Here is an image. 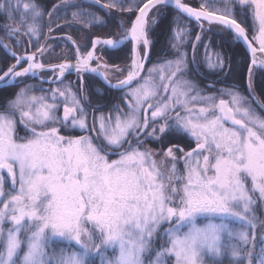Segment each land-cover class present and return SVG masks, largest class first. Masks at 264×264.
<instances>
[{
	"label": "snow or ice",
	"instance_id": "6c2138e0",
	"mask_svg": "<svg viewBox=\"0 0 264 264\" xmlns=\"http://www.w3.org/2000/svg\"><path fill=\"white\" fill-rule=\"evenodd\" d=\"M0 21V264H264V0H0ZM225 39L246 95L216 87Z\"/></svg>",
	"mask_w": 264,
	"mask_h": 264
},
{
	"label": "rangeland",
	"instance_id": "374dc122",
	"mask_svg": "<svg viewBox=\"0 0 264 264\" xmlns=\"http://www.w3.org/2000/svg\"><path fill=\"white\" fill-rule=\"evenodd\" d=\"M171 19V16H169L167 19L162 21V27H158L155 29L154 33H153V40L155 42V49H154V54L152 56V60L155 61L157 59V56L155 55V53L161 52L162 49L165 48L167 41H168V36H169V31L167 28L168 22ZM0 23H2V21H0ZM95 31L96 35H106L107 33H119V29L115 26V23H111L109 24L107 27L103 28L102 31ZM65 32H71L72 35L74 36V38L76 37V33L70 29H65ZM3 33L0 32V36H2ZM63 35V33L57 32L54 34V36L56 37L54 40H50L49 43L52 45V47L55 49V51L53 52V55L51 57H48V60H52L54 62H60V60L58 59V57L64 56V54H67V57L70 59L71 58V52L69 51V48L66 46V43L63 39H60L59 37H61ZM82 37H81V42H82ZM215 41L217 43V45H221V38L219 36L215 37ZM5 43H10V41L5 40ZM130 45H126L122 47V50H114L112 51L113 54H117L114 57H112L113 59H111L109 53H106L104 55V59L107 60L110 63H118L121 64L122 66H127V64L130 62V56L131 53L129 51ZM25 50L27 51H31L34 50L32 49L30 46L25 45L23 48L17 49L18 52H24ZM217 50H221L220 48H218ZM222 50L225 51L227 53V55L229 57H231L232 63H233V70L230 74H227V79L225 81L228 82V84H216L217 88H226L228 86H232L235 83H239L241 84L240 80H243V82L245 84H247V57L245 55L244 50L241 47H236L234 44H232L231 41H228L227 39H225L222 43ZM109 52H111V50H109ZM120 53V55H118ZM204 52L203 49H200L197 53V60H200L203 58ZM6 53L4 52V50L0 49V63H11L12 61L10 59H5ZM112 56V55H111ZM115 60V61H114ZM149 67L151 65H148ZM258 72H256L255 76L257 75ZM95 76L94 74H87L85 79L86 82L89 84V86L91 87V89L93 91L96 90L95 87H97V83H100L98 81H96V79H93ZM200 78L202 80L208 81L210 82L211 80H209L210 78H215L212 75H206L205 72H201L200 74ZM260 78V77H259ZM76 75L74 73L69 74L67 76V80L65 81V83H67L69 80L70 81H76ZM113 82H115V78L113 77ZM242 82V84H243ZM28 83H38V81H33V80H28ZM102 83V82H101ZM241 84V85H242ZM102 85V84H101ZM23 86V85H21ZM103 86V85H102ZM246 86V85H245ZM260 88H264V84H259ZM45 88L48 87L47 84L44 85ZM234 87H236L234 85ZM238 88V87H236ZM240 91L243 89V91H241V93L243 92V94H247L246 90L242 87L238 88ZM254 89V88H253ZM103 90V89H101ZM14 91V89H7V88H2L0 87V103H3L4 100H6L7 98H9L12 95V92ZM117 92L115 90H109L108 91V95L111 97V95H113L112 97H114V95ZM39 94V93H37ZM253 94H256L255 89ZM116 96V95H115ZM117 97V96H116ZM118 98V97H117ZM107 111V110H105ZM259 110L257 109V112ZM79 134V133H77ZM149 147H153V145H149ZM157 161H160V157H156Z\"/></svg>",
	"mask_w": 264,
	"mask_h": 264
},
{
	"label": "flooded vegetation",
	"instance_id": "af4514ba",
	"mask_svg": "<svg viewBox=\"0 0 264 264\" xmlns=\"http://www.w3.org/2000/svg\"><path fill=\"white\" fill-rule=\"evenodd\" d=\"M123 47V46H122ZM112 51H114V50H111V52H109V55H110V57H111V59H113L112 57H114V59H115V56L117 55V54H113L112 53ZM112 55V56H111ZM118 55H120V53L118 54ZM116 60V59H115ZM114 60V61H115ZM257 75L256 76H254V83H253V88L255 89V92H256V94H254L259 100H260V102L261 103H264V88H260V86H259V84H264V71H260V70H257ZM94 78L93 79H96V81H98V82H100V83H97V87H95L96 88V90L97 89H103V86L101 85L102 83H101V81L99 80V78L98 77H96V76H93ZM260 77V78H259ZM213 79H216V78H210L209 80H213ZM220 79L221 80H223L224 82L223 83H221V84H228V82L227 81H225L226 79H227V75H224V76H221L220 77ZM31 80V79H30ZM210 81V82H211ZM241 81V84H242V82H243V80H240ZM218 84H220V83H218ZM241 84H237V83H235V84H233L232 86H236V87H238V88H244L245 90H246V86L245 85H247V84H245L244 82H243V84L241 85ZM95 90V91H96ZM241 91H243L244 92V90L242 89ZM243 92H242V94H243ZM117 97H118V94L116 93L115 94ZM114 95V97L113 98H115V99H117L118 100V98L116 97ZM113 95H111V97H112ZM259 111H258V113L262 116V117H264V110H261V109H259V108H257Z\"/></svg>",
	"mask_w": 264,
	"mask_h": 264
},
{
	"label": "trees",
	"instance_id": "16d2710c",
	"mask_svg": "<svg viewBox=\"0 0 264 264\" xmlns=\"http://www.w3.org/2000/svg\"><path fill=\"white\" fill-rule=\"evenodd\" d=\"M190 3H196L197 0H189Z\"/></svg>",
	"mask_w": 264,
	"mask_h": 264
}]
</instances>
